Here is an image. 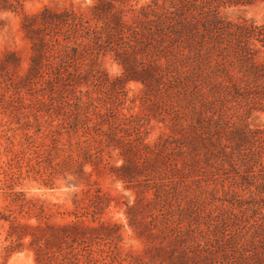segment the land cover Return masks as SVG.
I'll use <instances>...</instances> for the list:
<instances>
[{"label": "trees", "instance_id": "1", "mask_svg": "<svg viewBox=\"0 0 264 264\" xmlns=\"http://www.w3.org/2000/svg\"><path fill=\"white\" fill-rule=\"evenodd\" d=\"M25 1L0 0V12ZM132 1L89 0L25 16L34 51L28 80L40 77L41 89L70 105L67 97L78 96L108 54L105 45L121 41L110 50L122 71L109 85L140 84L131 101L142 110L83 144L88 158L96 148L122 160L110 171L135 190L129 228L143 247L129 250V264H264V25L230 12L254 0H152L140 8ZM70 60L79 61L74 72ZM74 117L77 128L86 124L81 113ZM153 119L162 132L148 141ZM84 129L92 134L96 125ZM79 164L69 184L83 187ZM82 193L77 221L62 225L33 201L46 221L21 228L38 233L31 241L38 264H100L107 242L122 239L121 225L100 219L109 201ZM13 229L20 244L24 235Z\"/></svg>", "mask_w": 264, "mask_h": 264}, {"label": "rangeland", "instance_id": "2", "mask_svg": "<svg viewBox=\"0 0 264 264\" xmlns=\"http://www.w3.org/2000/svg\"><path fill=\"white\" fill-rule=\"evenodd\" d=\"M151 1L136 0L130 5L140 8ZM84 3L89 4V0H26L17 12L12 9L0 12L3 22L0 24V264H38L31 244L38 233L21 228L46 221L33 201L46 204V210L51 214L48 222L52 225L76 222L73 212L78 201L81 206L85 205L83 188L92 195L100 192L109 201L101 221L122 226V239L107 242L106 260L100 264H129V250L139 251L143 247L138 240L131 239L133 233L129 228L127 205L136 200L135 190L129 189L110 171L111 165L119 166L122 160L112 159L107 152H99L96 148L91 150L96 157L88 158L83 144L86 138L97 136V131L108 129L110 123L120 124L123 115L128 117L142 110L141 101H131L141 89L140 84L127 83L125 88L115 90L109 85L108 77L115 78L122 71L110 50L120 47L121 41L115 46L105 45L108 54L101 57V66L92 72L90 80L78 86V96L71 93L67 97L70 105L64 106L66 99L41 89L40 77L36 81L28 80L34 51L22 27L24 17L46 7L63 10L72 4L76 8L83 7ZM130 5L125 8L124 15L128 22L132 20ZM237 10L240 12L235 18L241 16L264 25V0L231 8L230 12ZM126 35L129 36L128 29ZM68 65L69 71L74 72L79 61L70 60ZM79 113L86 124L77 128V117L74 116ZM259 115V123L264 126V112ZM93 124L96 130L90 134L84 128ZM161 127L153 119L148 125L151 132L147 140L157 138L162 132ZM120 134L129 139L127 133ZM80 162L87 173L85 186H72L69 182L73 180V173L79 172ZM84 221L92 223L91 218L86 217ZM13 228L24 235L20 244ZM89 248L82 246V252Z\"/></svg>", "mask_w": 264, "mask_h": 264}]
</instances>
